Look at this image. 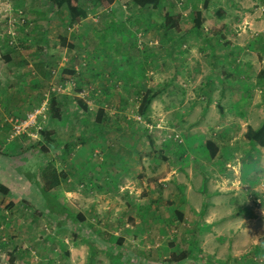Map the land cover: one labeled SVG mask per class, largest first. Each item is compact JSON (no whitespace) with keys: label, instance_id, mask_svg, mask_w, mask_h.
Returning <instances> with one entry per match:
<instances>
[{"label":"rangeland","instance_id":"rangeland-1","mask_svg":"<svg viewBox=\"0 0 264 264\" xmlns=\"http://www.w3.org/2000/svg\"><path fill=\"white\" fill-rule=\"evenodd\" d=\"M91 2L83 0L93 31L72 25L50 1L38 11L0 12V23H19V38L28 36L14 45L28 61L13 63L10 75L0 70V105L31 109L10 111L4 123L18 138L0 146L10 153L5 167L27 170L31 186L19 193L11 172H0V184L11 187L0 193V264L13 250L16 264H177L171 255L182 251L185 264H264V149L246 136L264 122V0H166L152 23H140L127 0L118 19ZM164 11L180 16L181 31L166 27ZM193 11L202 12L203 27L187 33ZM112 18L117 57L94 37ZM31 23L44 25L36 31ZM61 37L73 46L63 51ZM148 91L158 95L142 115ZM53 98L61 117L49 123ZM36 106L37 126L54 135H13ZM208 140L219 147L215 158ZM51 161L62 175L54 194L86 222L59 225L37 203ZM15 198L22 203L10 207Z\"/></svg>","mask_w":264,"mask_h":264},{"label":"trees","instance_id":"trees-1","mask_svg":"<svg viewBox=\"0 0 264 264\" xmlns=\"http://www.w3.org/2000/svg\"><path fill=\"white\" fill-rule=\"evenodd\" d=\"M57 8H66L70 15V21L72 25L80 24L84 18H86L87 13L86 11L81 7L80 0H48ZM101 7L104 9H109L116 0H98ZM162 3V0H132V4L138 9L141 13L147 8H153L157 9L160 7ZM164 17V23L168 29H175L177 31H181V18L179 15H172L169 12H165L163 14ZM203 17L201 11H193L192 12V18L190 21H187L184 26V31L187 33H193L195 31H200L201 26L203 24ZM115 20L112 18L108 21H106L103 26L99 29H96L94 34L95 38L100 37V47L107 51L108 53H111V55H115V57L120 56L122 53V43L120 40L116 41L115 45H112L113 42L109 41V39L114 38L118 32L115 24ZM60 40L62 41V50H65V47L67 46H73L70 45L67 42V38L61 37ZM96 40V39H95ZM107 42L109 46H105L104 43ZM67 43V45H66ZM112 46V47H111ZM111 47V48H110ZM113 53V54H112ZM51 95V94H50ZM158 95V91L156 92H146V94L143 95L141 99V103L139 105V112L142 115H146L149 107L151 106V103L153 99ZM46 105L47 113L48 115V122L53 121L54 119L57 120L60 119L61 114L57 110V102L55 98L48 99ZM79 104L82 103V101L79 99ZM40 106V105H38ZM37 108V106H36ZM105 111L104 109L100 108L98 111V115L96 117V121L99 123L104 122V116ZM54 118V119H53ZM46 124V123H45ZM14 129V128H13ZM30 131H34V128H29ZM55 130L51 129V127H46V125L43 126V129L39 130L38 135L39 137L44 135L47 138L54 135ZM14 135V134H13ZM23 136H28L35 138L28 133H23ZM10 136V135H9ZM12 136V135H11ZM246 136L248 139L256 142L260 147H264V122L259 126L257 129H254L252 127L248 128V131L246 133ZM13 137V136H12ZM38 137V138H39ZM14 138V137H13ZM37 138V139H38ZM206 147L208 149L209 155L212 158H215L219 152V147L213 140H208L206 142ZM9 156L7 154H0V165L4 168H1L0 172L1 174L3 172H11L12 174V186H15L17 182L20 183L19 187H16V189L19 191V193H24V191L29 194V188L31 186L30 181V173L26 171H23V169H19V167H12L13 169H9L6 166V162L9 161ZM62 179L61 173H58L57 169L53 166V161H51L42 171V184L39 185L40 194L37 198L39 201H37L38 204H41V208L45 213H47L49 216L54 217L59 225H62L63 222H65L67 219H72L75 221H78L79 223L86 222L85 215L82 212H76L73 210V207H70V205H67L63 203L53 192V189L60 185ZM11 192V187H7L6 185L0 184V193L2 194H9ZM31 192V191H30ZM26 199H29L28 197L23 199L27 203L28 201ZM22 203L21 198H15L11 199L9 202V206L13 207L17 204ZM32 204V203H30ZM178 216V219H183V214L181 212L176 213ZM125 243L124 237H119L117 239L118 245H123ZM16 249V248H15ZM188 253L185 251L179 252L177 254L172 253L171 259L174 263L182 264L186 262L185 260L188 259ZM7 261L9 264H16L17 262V256L15 255V250L11 251L9 255L7 256ZM143 261H140V264H142ZM185 264V263H184Z\"/></svg>","mask_w":264,"mask_h":264},{"label":"crops","instance_id":"crops-1","mask_svg":"<svg viewBox=\"0 0 264 264\" xmlns=\"http://www.w3.org/2000/svg\"><path fill=\"white\" fill-rule=\"evenodd\" d=\"M33 0H20V3L22 5H19L17 3H7L5 2V0H0V12H5L7 13L6 16L8 15L9 12H25V8L28 9V11L33 8V11H35L37 9V11L41 8L43 9L45 2H49L48 0H36V5H34V3L32 2ZM129 1L130 5H132L134 7V10H136L137 12V16L138 19L141 21L140 23H152L150 22V19L152 16H154V14H156V11L159 10L160 7H158L157 9H153V8H147L143 11V13H141L138 9H136V7L134 6V4H132V0H127ZM81 2V7L86 11L87 16L86 18H84L82 20V22L80 23V26L84 29H90V31H93L94 28L92 27V24H88V20L90 19V15L91 12L89 9H87L86 7H84L83 5V0H80ZM90 2V1H89ZM126 0H116L115 3L109 8V9H104L101 7L100 3L98 0H92V5L93 7L90 9H98L100 8L101 11L100 12H109L111 13V15L113 14L115 16V18H119V16L122 14L123 11H126ZM166 0H162L161 5H165ZM24 5V6H23ZM160 5V6H161ZM54 10H61L62 12H65V15H67V17L70 20V15L69 12L66 8L62 7V8H57L56 6L54 7ZM27 11V10H26ZM165 12H169V11H164ZM109 13V14H110ZM163 13V14H164ZM170 13V12H169ZM173 15V14H172ZM144 17V18H143ZM143 18V19H142ZM1 19V18H0ZM142 19V20H141ZM68 20V21H69ZM1 22V20H0ZM19 23H0V70L3 69L4 72L7 73V75H10V69H14L13 67V63H17V62H21L22 64H25L26 61H28V53H26V51H23V49L21 51H18L17 47H14L15 43L16 45H19L18 42H26L28 40V36L26 37V41H24L23 36L22 38H19L21 36V34H17L16 32V27L19 28L20 30L23 28L22 25H18ZM60 23H57V25ZM31 25H37V28H35L36 31H39V28L42 27L44 25V23H31ZM79 25V24H76ZM203 24L201 26V30H202ZM14 28V31H12V29ZM23 30V29H22ZM22 30L20 32H22ZM27 30V28L25 29V31ZM11 33V35L9 36L8 33ZM21 67V66H20ZM26 66L24 65V68ZM43 73V72H42ZM0 76H2V73L0 71ZM2 78V77H1ZM38 85H42L40 83H38ZM43 86V85H42ZM40 87V86H38ZM4 89H0V99H1V95L3 94ZM35 94L32 95V97L34 98H39L40 96V92L39 90H35L34 91ZM22 94V93H20ZM232 94V93H231ZM241 95H243V91L241 92ZM231 96V95H230ZM232 97V96H231ZM18 100H20L21 96H17ZM24 99L26 97H23ZM238 103L240 102V99L238 98V95L236 96ZM12 99V98H11ZM234 100V99H233ZM3 102H5L3 100ZM37 103V102H36ZM241 103V102H240ZM30 105V104H29ZM29 105L27 106V108L25 109H18L17 107H4L2 108L0 105V121H2L3 123H0V146L3 148H11L13 146V143H10L11 140H16V139H12L13 137L11 136V134H8V131H6V129L4 128L6 122H8V118L7 115H9V113L11 114L10 111H16L17 112L20 111V113L22 115L25 116V114L29 111L30 107ZM31 110V109H30ZM27 111V112H26ZM9 124V122H8ZM10 135V136H9ZM10 138H9V137ZM23 139V138H22ZM18 140L16 141V144H22L24 142V144H26V141H22ZM261 149H264L261 148ZM1 154H7L10 155L9 151H4L0 149ZM27 160L29 161L28 155H27ZM185 217L183 216L184 220ZM238 226V225H237ZM194 228V227H193ZM192 232V230H191Z\"/></svg>","mask_w":264,"mask_h":264},{"label":"built area","instance_id":"built-area-1","mask_svg":"<svg viewBox=\"0 0 264 264\" xmlns=\"http://www.w3.org/2000/svg\"><path fill=\"white\" fill-rule=\"evenodd\" d=\"M42 110L39 108H36L33 112L27 115L26 119L24 120H16V125L14 126V132L13 134L19 135L23 133H28L27 131L29 128H36V134L32 135L33 137H38L39 130L43 129V126L39 127L37 126V120L40 116ZM48 118V117H47ZM47 120V119H46Z\"/></svg>","mask_w":264,"mask_h":264},{"label":"clouds","instance_id":"clouds-1","mask_svg":"<svg viewBox=\"0 0 264 264\" xmlns=\"http://www.w3.org/2000/svg\"><path fill=\"white\" fill-rule=\"evenodd\" d=\"M68 195H71L70 193Z\"/></svg>","mask_w":264,"mask_h":264}]
</instances>
